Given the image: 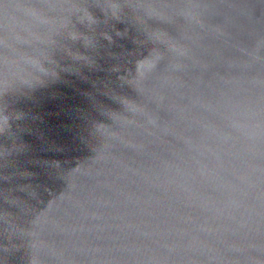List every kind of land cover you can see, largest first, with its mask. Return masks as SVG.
<instances>
[{"label": "water", "instance_id": "obj_1", "mask_svg": "<svg viewBox=\"0 0 264 264\" xmlns=\"http://www.w3.org/2000/svg\"><path fill=\"white\" fill-rule=\"evenodd\" d=\"M0 264H264V0H0Z\"/></svg>", "mask_w": 264, "mask_h": 264}]
</instances>
